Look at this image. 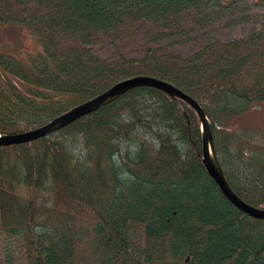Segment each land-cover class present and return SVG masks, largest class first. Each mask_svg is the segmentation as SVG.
Wrapping results in <instances>:
<instances>
[{
	"label": "trees",
	"instance_id": "obj_1",
	"mask_svg": "<svg viewBox=\"0 0 264 264\" xmlns=\"http://www.w3.org/2000/svg\"><path fill=\"white\" fill-rule=\"evenodd\" d=\"M240 2L0 0V36L12 37L0 39V134L38 128L119 80L155 77L198 102L229 186L264 209V122L248 117L264 113V0ZM236 13L251 27L224 41L212 17ZM81 133L74 157L66 145ZM200 140L190 106L143 86L0 146L3 264H264V220L220 192Z\"/></svg>",
	"mask_w": 264,
	"mask_h": 264
},
{
	"label": "water",
	"instance_id": "obj_2",
	"mask_svg": "<svg viewBox=\"0 0 264 264\" xmlns=\"http://www.w3.org/2000/svg\"><path fill=\"white\" fill-rule=\"evenodd\" d=\"M142 86L156 88L168 94V96L177 97L183 101H186L193 107L199 119V127L201 131L202 141L201 160L206 172L213 179L220 192L232 205H234L240 211L244 212L249 216L264 219V209L256 208L244 203L233 192L228 182L226 181L224 173L218 163L215 154L208 118L204 111L201 109V107L196 103L193 98L158 78L150 76H134L131 78L124 79L110 87L108 90L100 93L95 98L71 108L67 112L61 114L57 118H54L49 123L39 128L16 134H0V146L26 143L31 140L43 137L49 132L55 131L63 127L64 125L70 123L71 121L78 119L79 117H82L89 112L95 111L96 109L100 108L102 105L111 101L123 92L135 87Z\"/></svg>",
	"mask_w": 264,
	"mask_h": 264
},
{
	"label": "rangeland",
	"instance_id": "obj_3",
	"mask_svg": "<svg viewBox=\"0 0 264 264\" xmlns=\"http://www.w3.org/2000/svg\"><path fill=\"white\" fill-rule=\"evenodd\" d=\"M235 17L233 19H230V15H228L229 19L225 18L229 24L227 27H224L221 31H220V35L222 36V38L224 39H229L232 38L233 36H237V35H243L245 33H247L251 27V25L246 24V23H242L240 21V18L243 16L242 13H236L234 15ZM1 40H5L8 43H11L10 41L12 40V37H8L6 35L5 32L2 33V35L0 36ZM96 52L101 56V57H107L110 49L109 46L105 43H100L99 46L97 45L95 47ZM250 118H252L253 120H256L258 122H264V113H250V115L248 116ZM3 247H2V241H1V237H0V264H3Z\"/></svg>",
	"mask_w": 264,
	"mask_h": 264
},
{
	"label": "bare ground",
	"instance_id": "obj_4",
	"mask_svg": "<svg viewBox=\"0 0 264 264\" xmlns=\"http://www.w3.org/2000/svg\"><path fill=\"white\" fill-rule=\"evenodd\" d=\"M240 1V0H239ZM241 5L242 6H247L249 3L248 2H246V0H241ZM246 14H244L241 18H240V21L242 22V23H246V24H248V22L246 21ZM225 18H227V19H229V17H228V15L227 16H225V17H223V16H221V17H216V16H214V17H212V21H211V25H213L214 27L216 26L217 28H218V36L222 39V40H224V41H230L231 39H233V38H235L236 36H233L232 38H229V39H224V38H222V36L220 35V31L224 28V27H227L228 26V22L227 21H225L226 19ZM231 19V18H230ZM95 47L96 46H94V52L98 55V56H100L97 52H96V49H95ZM136 76H146V75H136ZM132 77H134V76H132ZM151 77V76H150ZM129 78H131V77H129ZM155 78V77H154ZM125 79H127V78H125ZM122 80H124V79H122ZM122 80H119V81H117V82H115L114 84H112L110 87H112L113 85H115V84H117L118 82H120V81H122ZM163 81V80H162ZM164 82H166V81H164ZM168 83V82H167ZM168 84H170V83H168ZM170 85H172V84H170ZM173 86V85H172ZM143 87V86H142ZM173 87H175V86H173ZM175 88H177V87H175ZM109 89V88H108ZM107 89V90H108ZM177 89H179V88H177ZM180 90V89H179ZM106 91V90H105ZM180 91H182V90H180ZM126 92V91H125ZM125 92H123L122 94H124ZM163 92V91H162ZM183 92V91H182ZM164 93V92H163ZM184 94H186V95H188L187 93H185V92H183ZM122 94H120V95H122ZM166 94V93H165ZM99 95V94H98ZM98 95H96V96H98ZM120 95H118V96H120ZM168 95V94H167ZM96 96H94L93 98H95ZM117 96V97H118ZM188 96H190V95H188ZM117 97H115L114 99H116ZM171 97V96H170ZM191 98H193L192 96H190ZM93 98H91V99H93ZM171 98H176V99H178V100H180V101H182V102H184V103H186L188 106H190L192 109H193V107L189 104V103H187L186 101H183V100H181V99H179V98H177V97H171ZM91 99H89V100H91ZM114 99H112L111 101H113ZM194 99V98H193ZM88 100V101H89ZM195 100V99H194ZM111 101H109V102H111ZM196 101V100H195ZM86 102V101H85ZM109 102H107L106 104H108ZM84 103V102H83ZM196 103L198 104V102L196 101ZM80 104H82V103H80ZM106 104H104V105H106ZM79 105V104H78ZM104 105H102V106H104ZM199 105V104H198ZM77 106V105H76ZM101 106V107H102ZM200 106V105H199ZM202 109V108H201ZM70 110V109H69ZM194 110V109H193ZM67 112V111H66ZM194 112H195V110H194ZM90 113V112H89ZM205 113V112H204ZM88 114V113H87ZM87 114H85V115H87ZM195 114H196V112H195ZM84 115V116H85ZM58 116H60V115H58ZM58 116H56V117H54V118H57ZM196 116H197V114H196ZM198 117V116H197ZM53 118V119H54ZM80 118V117H79ZM78 118V119H79ZM53 119H51V120H53ZM50 120V121H51ZM77 120V119H76ZM199 120V119H198ZM49 121V122H50ZM73 121H75V120H73ZM73 121H71L70 123H72ZM49 122H47V123H49ZM46 123V124H47ZM70 123H68V124H70ZM68 124H66V125H64L63 127H65V126H67ZM45 125V124H44ZM43 126V125H42ZM41 127V126H40ZM63 127H61V128H63ZM39 128V127H38ZM61 128H59V129H57V130H60ZM57 130H55V131H57ZM55 131H52V132H49L48 134H46L45 136H47V135H50V134H52V133H54ZM199 131H200V128H199ZM200 139H201V131H200ZM31 141H33V140H31ZM201 141V140H200ZM30 142V141H29ZM12 145V144H11ZM201 150H202V141H201ZM201 157H202V155H200V159H201ZM201 162H202V160H201ZM203 164V163H202ZM204 166V165H203ZM205 168V167H204ZM208 174V173H207ZM209 176V175H208ZM210 177V176H209ZM211 178V177H210ZM212 179V178H211ZM213 180V179H212ZM215 183V182H214ZM242 200V199H241ZM243 201V200H242ZM244 202V201H243ZM244 203H246V202H244ZM247 204V203H246ZM249 205V204H248ZM251 206V205H250ZM238 209V208H237ZM239 210V209H238ZM249 216V215H248ZM250 217H252V216H250ZM252 218H254V219H259V218H255V217H252ZM259 220H264V219H259Z\"/></svg>",
	"mask_w": 264,
	"mask_h": 264
},
{
	"label": "clouds",
	"instance_id": "obj_5",
	"mask_svg": "<svg viewBox=\"0 0 264 264\" xmlns=\"http://www.w3.org/2000/svg\"><path fill=\"white\" fill-rule=\"evenodd\" d=\"M84 138L83 134H79V144L78 146H72L71 144H67L66 147L69 150V153L73 155L74 157H80L84 154ZM75 162V161H73ZM116 164L119 167L120 166V161L117 159ZM121 179H127V180H134L133 177H131L127 172H124L121 174Z\"/></svg>",
	"mask_w": 264,
	"mask_h": 264
}]
</instances>
